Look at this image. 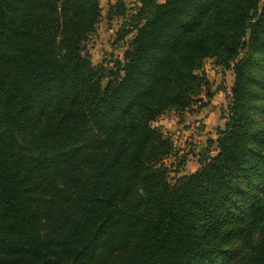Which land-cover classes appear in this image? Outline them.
<instances>
[{
    "label": "trees",
    "instance_id": "trees-1",
    "mask_svg": "<svg viewBox=\"0 0 264 264\" xmlns=\"http://www.w3.org/2000/svg\"><path fill=\"white\" fill-rule=\"evenodd\" d=\"M102 11L0 0V264H264V1L141 0L105 87ZM207 59L235 76L226 122L172 177L153 123L200 102Z\"/></svg>",
    "mask_w": 264,
    "mask_h": 264
},
{
    "label": "rangeland",
    "instance_id": "rangeland-1",
    "mask_svg": "<svg viewBox=\"0 0 264 264\" xmlns=\"http://www.w3.org/2000/svg\"><path fill=\"white\" fill-rule=\"evenodd\" d=\"M118 1L100 0L102 18L84 48V55L89 56L93 65L103 72L104 87L108 83L109 74L117 72V63L123 61L130 41L136 34L132 18L141 8V0H122L127 8L126 16H116L109 20L108 11ZM200 74L203 78L198 97L200 102L184 112L169 110L153 123L154 127L178 141L174 156L166 161L173 170L172 177L191 174L199 169L200 157L206 154V150L209 153L215 151V144L210 145L209 142L217 138V131L226 122L230 91L235 80L233 71L217 66L214 59H207ZM237 244L247 250L244 241H238Z\"/></svg>",
    "mask_w": 264,
    "mask_h": 264
},
{
    "label": "built area",
    "instance_id": "built-area-1",
    "mask_svg": "<svg viewBox=\"0 0 264 264\" xmlns=\"http://www.w3.org/2000/svg\"><path fill=\"white\" fill-rule=\"evenodd\" d=\"M172 142H173V146H174V148L177 150L178 149V141L174 138V137H172Z\"/></svg>",
    "mask_w": 264,
    "mask_h": 264
},
{
    "label": "crops",
    "instance_id": "crops-1",
    "mask_svg": "<svg viewBox=\"0 0 264 264\" xmlns=\"http://www.w3.org/2000/svg\"><path fill=\"white\" fill-rule=\"evenodd\" d=\"M216 140H217V138H216L214 141H216ZM197 170H198V169H197ZM197 170H196V171H197ZM187 175H188V174H187Z\"/></svg>",
    "mask_w": 264,
    "mask_h": 264
}]
</instances>
